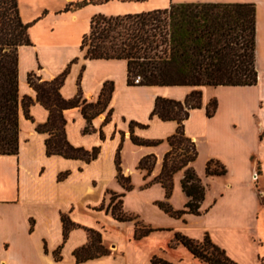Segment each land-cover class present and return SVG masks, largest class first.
<instances>
[{
	"label": "crops",
	"instance_id": "1",
	"mask_svg": "<svg viewBox=\"0 0 264 264\" xmlns=\"http://www.w3.org/2000/svg\"><path fill=\"white\" fill-rule=\"evenodd\" d=\"M74 1L77 0H53L48 4L43 0H19L24 21L34 20L28 29L30 42L17 48L19 95L31 96L32 102L26 112L23 108L19 111L18 151L0 153V264H130L128 248L134 243L132 241L139 239L134 236L137 217L118 219L107 208L111 194L123 192L117 185V155L121 172L126 175L129 169L122 160L125 147L138 146L137 162L141 156L156 152L157 144H137L132 141V134L166 140L175 131L179 124L176 119L151 115L158 95L184 99L192 89L201 88V105L189 108L188 116L183 119L184 132L195 143V137L207 133L209 117L219 111L217 101L214 113L208 115L206 112V106L213 98H207L205 94L208 84H131L127 80L125 58L87 57L85 48L80 46L83 34L90 29V19L96 13L138 12L188 0H92L76 8L64 9L67 3ZM211 1L255 3L256 80L245 86L258 89L262 99L256 114L264 124V0L263 22L259 19L260 0ZM65 68L67 71L59 91L65 98L79 97V103L63 109L66 138L73 146L88 150L97 147L96 156L89 160L82 156L47 153L45 139L49 133L36 128L47 120L49 110L36 99L28 75L49 80ZM104 97H109L104 109L87 117L82 104L96 103ZM259 139L256 164H252V168L262 179V185L258 192L247 191L243 200L228 204L226 211L219 213L220 217L233 218V227L226 229L219 223L209 229L212 241L239 264H263L264 260V130ZM207 157V160L225 161L221 157ZM208 175H223L220 190H231L238 197L239 187L233 180L228 181L226 172ZM232 177H237V170L232 172ZM207 194L205 191L201 212L207 211L203 207ZM212 197L216 204L225 193ZM121 198L124 211L125 193ZM246 210L253 211L251 222L242 221L241 213ZM91 230L99 233V242L108 250L79 260L74 250L89 242ZM240 234L254 243L253 251L242 247L238 241ZM179 253L192 264H206L189 248L181 249ZM152 256L148 254L142 264H150ZM166 258L175 264H184L176 257Z\"/></svg>",
	"mask_w": 264,
	"mask_h": 264
},
{
	"label": "trees",
	"instance_id": "2",
	"mask_svg": "<svg viewBox=\"0 0 264 264\" xmlns=\"http://www.w3.org/2000/svg\"><path fill=\"white\" fill-rule=\"evenodd\" d=\"M90 1L92 0L69 2L64 9L76 8ZM15 17L24 35L7 38L8 25ZM33 21L21 19L18 0H0V153L18 151L19 111L23 108L26 112L27 106L32 102L31 96L19 95L16 48L22 43L30 42L28 29ZM255 32L256 8L253 1L188 0L138 12L116 15L96 13L90 19V29L83 34L80 46L85 48L87 57L125 58L127 80L131 84L245 85L253 84L256 80ZM66 71L67 68L49 80H40L29 73L28 81L36 90V99L49 110L47 120L36 128L49 133L45 139L47 153L82 156L89 160L96 156L97 147L88 150L73 146L66 138L63 109L79 103V97L65 98L59 91ZM136 74L141 76L139 82L133 81ZM34 77L36 79H33ZM201 95L202 90L199 87L192 89L184 99L158 95L151 111V115L155 113L162 119L173 118L179 122L175 131L166 138L170 144L177 135L188 139L191 144V153L170 167L166 166L165 162L169 151L165 152L162 169L154 177L164 186L165 195L169 196L173 173L184 168L180 179L181 189L187 196L184 206L174 209L167 201H157L161 208L175 215L185 212L199 213L205 195V186L190 164L198 155L196 143L185 134L183 127V119L188 116L189 108L201 105ZM108 98H99L96 103L84 102L83 112L87 117L98 113L104 109ZM216 107L217 99L212 98L206 106L207 114L212 115ZM87 129L88 125L85 126V130ZM131 139L137 144L149 145L162 141L160 138H141L135 134L131 135ZM150 156L154 157L153 152L141 156L138 161V167L146 170L145 176L153 167L154 161L152 164L146 161ZM116 163L118 180L126 188H130V183H124L129 177L122 174L118 155ZM213 163L215 167L211 166ZM205 172L223 174L226 167L218 159L209 158L205 163ZM123 194L124 192L111 194L107 208L118 219H132L134 216L121 209ZM117 196L119 198L114 202ZM151 230L152 227L141 224L138 219L135 220V237ZM64 233L66 236V223ZM175 240L185 244L206 264H239L224 248L212 241L208 232L202 239L176 232ZM99 241V233L91 230L89 242L74 250L77 259L105 253L108 248ZM150 264L174 263L153 255Z\"/></svg>",
	"mask_w": 264,
	"mask_h": 264
},
{
	"label": "rangeland",
	"instance_id": "3",
	"mask_svg": "<svg viewBox=\"0 0 264 264\" xmlns=\"http://www.w3.org/2000/svg\"><path fill=\"white\" fill-rule=\"evenodd\" d=\"M43 1L49 4L53 0ZM260 1L259 19L263 22V2ZM18 10L21 19L24 21L19 0ZM41 13L43 11H39L38 14ZM11 21L8 25L7 38L24 35V31L17 23L16 17ZM206 88L207 98L217 99L219 111L209 117L207 133L195 137L198 155L193 162V167L201 178L205 191L208 192L203 202V207H206L207 211L201 212L200 209L199 213L175 215L165 211L157 203L158 200L167 201L174 209L184 206L186 198L180 183L184 168L173 173L172 188L170 195L167 196L168 198H165L164 186L154 177L162 169L165 152L169 151L165 156L166 166L168 167L178 164L184 156L191 153V144L188 139L177 135L172 144L168 140H162L158 143L155 146L156 152H153L154 157L150 156L146 159L148 164H152L154 161L151 172L146 176V170L139 168L136 160L139 152L138 146L131 145L130 148H124L122 160L129 169L126 173L129 178L124 183L131 184L130 188H126L120 180L117 181L118 189L125 193L124 211L134 217L136 216L141 224L152 227L151 231L130 244L128 248L130 264L145 263L148 254L158 255L165 259H167V256L176 257L178 261L184 264H192L190 259L179 253L181 249L186 250L188 247L175 240V233L180 232L193 238L199 239L198 237H201L200 239H202L203 233L207 231L209 234V229H213L214 226H217L216 224L220 223L224 228L230 229L234 226V219L229 218L230 216L220 217L219 213H224L228 204L243 200L244 193L247 191L258 192L262 185V179L255 174L252 168V164H256L255 155L260 141V133L264 130V124L258 120L256 114L262 99L258 89L245 85H206ZM174 109L176 110L177 107H174ZM178 113L180 114V111ZM163 148H165L164 151H162ZM208 155L225 159V161H220L226 167L228 181L233 180L235 186L239 187V198L237 195L232 194L231 190H220L221 185L224 183L220 178L223 175L206 174L204 167ZM211 166L215 167V164L213 163ZM236 170L237 177L234 178L232 172ZM146 182L149 183L144 185ZM221 193H225V197L219 203H213L214 197L212 196ZM118 198L117 196L114 202ZM241 216L242 221L251 222L254 214L252 210H246L241 213ZM189 234H193V236ZM195 235H198V237ZM225 238L227 240V236ZM238 241L245 250L253 251L254 243H251L242 234L239 235ZM171 262L175 264V262Z\"/></svg>",
	"mask_w": 264,
	"mask_h": 264
},
{
	"label": "built area",
	"instance_id": "4",
	"mask_svg": "<svg viewBox=\"0 0 264 264\" xmlns=\"http://www.w3.org/2000/svg\"><path fill=\"white\" fill-rule=\"evenodd\" d=\"M141 79V76L139 74H136L135 76H133V81L134 82H139Z\"/></svg>",
	"mask_w": 264,
	"mask_h": 264
}]
</instances>
